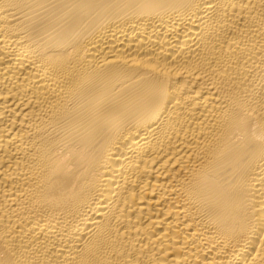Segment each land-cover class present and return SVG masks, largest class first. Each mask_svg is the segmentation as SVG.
<instances>
[{"label":"bare ground","instance_id":"obj_1","mask_svg":"<svg viewBox=\"0 0 264 264\" xmlns=\"http://www.w3.org/2000/svg\"><path fill=\"white\" fill-rule=\"evenodd\" d=\"M0 264H264V0H0Z\"/></svg>","mask_w":264,"mask_h":264}]
</instances>
